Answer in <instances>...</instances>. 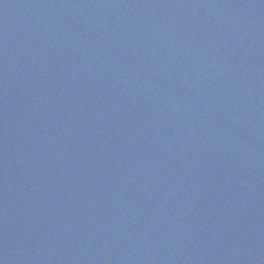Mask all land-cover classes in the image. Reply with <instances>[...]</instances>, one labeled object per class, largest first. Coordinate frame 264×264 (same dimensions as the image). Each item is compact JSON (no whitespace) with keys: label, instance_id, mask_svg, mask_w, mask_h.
<instances>
[{"label":"water","instance_id":"1","mask_svg":"<svg viewBox=\"0 0 264 264\" xmlns=\"http://www.w3.org/2000/svg\"><path fill=\"white\" fill-rule=\"evenodd\" d=\"M0 264H264V0H0Z\"/></svg>","mask_w":264,"mask_h":264}]
</instances>
